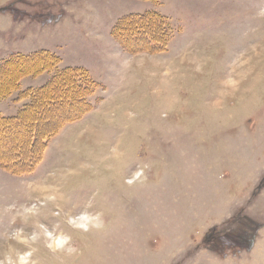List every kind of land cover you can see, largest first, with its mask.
<instances>
[{
  "label": "rangeland",
  "instance_id": "obj_1",
  "mask_svg": "<svg viewBox=\"0 0 264 264\" xmlns=\"http://www.w3.org/2000/svg\"><path fill=\"white\" fill-rule=\"evenodd\" d=\"M261 9L264 0H0V66L60 58L0 97V114H17L64 67L95 83L89 110L32 169L0 165V261L264 264ZM152 10L172 26L166 51H126L113 26ZM83 215L99 226L79 228Z\"/></svg>",
  "mask_w": 264,
  "mask_h": 264
},
{
  "label": "trees",
  "instance_id": "obj_2",
  "mask_svg": "<svg viewBox=\"0 0 264 264\" xmlns=\"http://www.w3.org/2000/svg\"><path fill=\"white\" fill-rule=\"evenodd\" d=\"M170 27L172 28L165 15L152 10L129 14L119 19L113 26L112 34L128 52L147 48L150 53H160L166 49L173 35V29ZM59 62V57L43 51L31 57L6 61L0 66V97H6L17 90L23 77L52 70ZM94 87L95 83L88 70L77 66L64 67L45 85L36 90H29L28 95L24 97L30 100L17 114H0V143L7 137L13 141L0 154V165L13 173L28 172L32 169L40 162L47 140L67 121L76 119L89 110L90 102L87 98L93 93ZM65 99L68 101H63ZM48 104L54 111L42 112L40 106L45 107ZM44 122L53 123L48 126ZM20 153L30 154L29 161L18 162L19 159L14 155Z\"/></svg>",
  "mask_w": 264,
  "mask_h": 264
},
{
  "label": "clouds",
  "instance_id": "obj_3",
  "mask_svg": "<svg viewBox=\"0 0 264 264\" xmlns=\"http://www.w3.org/2000/svg\"><path fill=\"white\" fill-rule=\"evenodd\" d=\"M258 14L261 16H264V9H261ZM127 182L132 183L131 180H129ZM98 218H99L98 216L90 217L88 215H83L80 218L82 222L78 224V227L81 229L87 230L90 223H92L94 226H99V225L95 224V221L98 220ZM69 239L70 238H68V237L57 238L52 242L50 247H54V248L61 247L65 244H67ZM0 264H4V261H0ZM9 264H11V262H9ZM16 264H28L27 256L20 255L19 260L16 262Z\"/></svg>",
  "mask_w": 264,
  "mask_h": 264
},
{
  "label": "bare ground",
  "instance_id": "obj_4",
  "mask_svg": "<svg viewBox=\"0 0 264 264\" xmlns=\"http://www.w3.org/2000/svg\"><path fill=\"white\" fill-rule=\"evenodd\" d=\"M22 236H25V234H23Z\"/></svg>",
  "mask_w": 264,
  "mask_h": 264
}]
</instances>
